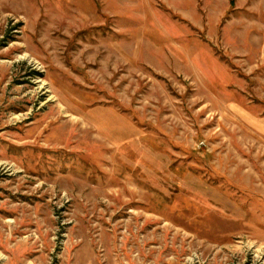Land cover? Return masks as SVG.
<instances>
[{
	"label": "rangeland",
	"instance_id": "obj_1",
	"mask_svg": "<svg viewBox=\"0 0 264 264\" xmlns=\"http://www.w3.org/2000/svg\"><path fill=\"white\" fill-rule=\"evenodd\" d=\"M0 264H264V0H0Z\"/></svg>",
	"mask_w": 264,
	"mask_h": 264
}]
</instances>
